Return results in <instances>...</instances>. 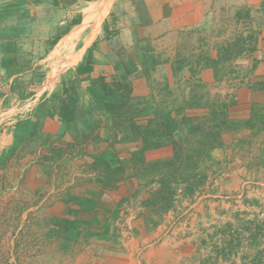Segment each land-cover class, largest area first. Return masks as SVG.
<instances>
[{
	"label": "crops",
	"instance_id": "1",
	"mask_svg": "<svg viewBox=\"0 0 264 264\" xmlns=\"http://www.w3.org/2000/svg\"><path fill=\"white\" fill-rule=\"evenodd\" d=\"M177 155L163 210L150 189ZM27 164L33 185L10 176ZM59 169L69 264H254L264 0H0V187L34 195Z\"/></svg>",
	"mask_w": 264,
	"mask_h": 264
},
{
	"label": "rangeland",
	"instance_id": "2",
	"mask_svg": "<svg viewBox=\"0 0 264 264\" xmlns=\"http://www.w3.org/2000/svg\"><path fill=\"white\" fill-rule=\"evenodd\" d=\"M32 167L27 164L24 172L10 176L33 185ZM55 177L34 195H24L19 187H0V264H69L77 253L73 237L82 226L70 218L74 210L66 201V173L59 169Z\"/></svg>",
	"mask_w": 264,
	"mask_h": 264
},
{
	"label": "trees",
	"instance_id": "3",
	"mask_svg": "<svg viewBox=\"0 0 264 264\" xmlns=\"http://www.w3.org/2000/svg\"><path fill=\"white\" fill-rule=\"evenodd\" d=\"M187 160H189V158H187ZM182 158L181 156L177 155L173 164H171L169 166V174L168 176H166V178L164 179H160L161 184H162V188H158L159 190L156 192V195L158 196L157 198H159V200L155 199L153 201V204L155 206H159L160 208H162L163 210L166 209H170L173 206V199L177 193V190L175 187L171 186V183L173 182H177L179 180H184L185 181V176H183V174L181 175L179 173V166L181 167V163H182ZM193 191V188H186V192L188 194H191ZM237 237L235 238L234 241H232L230 244H228V246L226 247V249H223V253L231 256V251L233 249V247H240L241 245V234L240 232L237 233ZM234 245V246H233ZM254 264H264V252H261L257 255V257L255 258Z\"/></svg>",
	"mask_w": 264,
	"mask_h": 264
}]
</instances>
